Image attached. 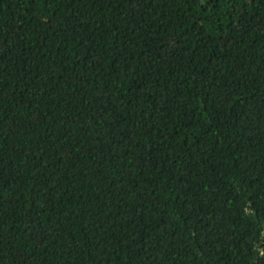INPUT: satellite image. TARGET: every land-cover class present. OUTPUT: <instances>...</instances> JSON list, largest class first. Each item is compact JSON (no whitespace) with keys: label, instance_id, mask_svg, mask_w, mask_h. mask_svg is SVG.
Wrapping results in <instances>:
<instances>
[{"label":"trees","instance_id":"16d2710c","mask_svg":"<svg viewBox=\"0 0 264 264\" xmlns=\"http://www.w3.org/2000/svg\"><path fill=\"white\" fill-rule=\"evenodd\" d=\"M0 264H264V0H0Z\"/></svg>","mask_w":264,"mask_h":264}]
</instances>
